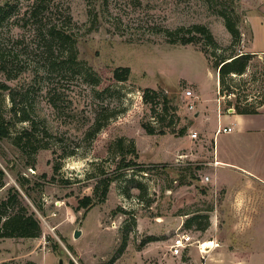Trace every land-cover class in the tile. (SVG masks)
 Masks as SVG:
<instances>
[{
    "label": "rangeland",
    "instance_id": "374dc122",
    "mask_svg": "<svg viewBox=\"0 0 264 264\" xmlns=\"http://www.w3.org/2000/svg\"><path fill=\"white\" fill-rule=\"evenodd\" d=\"M42 1L49 8L32 17L34 0H0V6H15L0 23V58L8 68V76L0 74V122L9 131V138L0 139V199L8 188L17 189L41 229L34 239L0 240V264H264V211L240 232L252 251L219 249L221 239L236 233L224 228L228 216L219 212L225 189L202 182L208 167L183 168L185 154L199 164L210 161L207 125L199 126L208 121L194 116L196 106L217 107V56L264 49V0ZM221 14L236 24L238 44ZM43 23L62 25L72 34L76 64L71 68L65 49L47 47ZM193 25L209 30L219 45L214 56L203 39L171 45L156 32ZM117 67L129 68L127 81L113 79ZM231 85L236 88L220 101L221 114L229 103H254L264 95V69L254 61ZM144 89L168 97L167 113L162 115L160 97L157 105L144 102ZM187 89L196 98L185 100ZM11 93L34 119V135L44 147L34 154L12 144L29 124L12 118ZM189 102L194 111L187 109ZM143 125L155 133H146ZM192 132L197 139L186 144ZM127 162L136 166L123 167ZM105 178H113L105 199L80 209L85 196L97 201L93 188ZM217 207L218 214H212ZM196 214L208 216L204 231L183 226ZM212 215L217 230L210 228ZM76 229L81 234L74 239ZM181 234L191 237V245L172 256V240ZM206 242L214 246L200 253L198 246Z\"/></svg>",
    "mask_w": 264,
    "mask_h": 264
},
{
    "label": "trees",
    "instance_id": "16d2710c",
    "mask_svg": "<svg viewBox=\"0 0 264 264\" xmlns=\"http://www.w3.org/2000/svg\"><path fill=\"white\" fill-rule=\"evenodd\" d=\"M88 1V0H87ZM103 1V0H102ZM90 3V2H88ZM104 3V2H103ZM105 5V4H104ZM14 4H10L9 2H5L3 6H0V23L6 19L7 15L13 11ZM49 8V4L47 2H38V0H34V3L31 8V16L36 17V15L40 12H45V10ZM224 21V25L228 33L230 34V38L232 43L238 44L240 39V33L236 24L232 22L227 16L224 14L220 15ZM69 22V18H67ZM43 29V36L47 39L48 48L51 50V45L56 44L57 49L66 50L68 63L71 65L76 64V50H75V40L72 37V34L65 30L62 25L51 24L50 26L45 25V23L41 26V31ZM157 33H163L167 42L171 45L180 44V45H188V44H196L197 40L203 39L205 42V46L210 48V52L215 55V51L219 49V45L214 40L213 36L209 32V30L202 25H193L189 28L179 27L174 30H169L166 28L158 27L156 29ZM186 35V36H185ZM198 35V36H197ZM47 37V38H46ZM51 42V43H50ZM203 55H206V51L202 50ZM206 57V56H205ZM252 58L250 54H238L235 53L229 57L220 56L215 58L213 62V67L217 74V82L220 88V93L228 92V89H234L232 82L235 77H240L245 74V70L249 65V62ZM8 68L6 64L3 62L2 58H0V74L7 75ZM86 75V72H84ZM130 74V70L128 67H117L112 71V77L116 82H125L128 80ZM89 77V75H87ZM96 83V80H95ZM227 84L228 88L225 87ZM1 89L8 90L7 87L2 86ZM228 95H235L233 92ZM16 95L11 93V102L12 107L10 109L12 113V118H15V121L18 123H28L29 128L24 129L20 132L18 136H16L12 140V144L19 148L21 151H24L28 155L34 154L38 152L39 149L44 148L40 146L38 140L35 137V123L34 119L31 118L30 113L25 111L23 106L20 103H16ZM160 95L150 89H144L142 91V98L144 102L151 103L157 105L158 102H155V99H158ZM160 103L163 105V113H167L170 109L169 107V99L165 94H162L160 97ZM264 95L260 97L258 101L254 103H240V104H230L234 109L235 114H256L257 109L263 104ZM20 105V106H18ZM152 112L155 114V108L152 109ZM159 115V114H158ZM161 122L164 120L163 116H159ZM12 123L10 122V125ZM98 127V126H97ZM142 128L148 134H154L155 130L148 125H143ZM186 127H183L177 133L179 136L184 135ZM45 133V132H44ZM159 134H164V131H159ZM46 134V133H45ZM9 138V131L5 124L0 122V139ZM24 141V142H23ZM135 163H125L123 167H134ZM125 168V169H126ZM139 171H144L142 168ZM3 172L0 170V186H3ZM113 181V178H105L99 180L98 183L93 188V197L97 199L94 201L93 198L89 196H85L78 201V207L80 209H84L85 211L92 207L95 203H100L105 199L108 187L110 183ZM19 187L23 189L24 183L19 181ZM203 220V222H202ZM193 225H195V229L199 231H204L208 226V216H200L194 215L189 218L184 223V228L189 229ZM41 234L40 224L38 219L35 217L34 213L29 211L28 208L22 203L19 191L14 187H10L7 189L6 195L0 199V240L3 239H34L39 237ZM33 264V263H28ZM70 264H72L70 262Z\"/></svg>",
    "mask_w": 264,
    "mask_h": 264
},
{
    "label": "crops",
    "instance_id": "0c3cea01",
    "mask_svg": "<svg viewBox=\"0 0 264 264\" xmlns=\"http://www.w3.org/2000/svg\"><path fill=\"white\" fill-rule=\"evenodd\" d=\"M237 53L252 55L247 69L254 61L264 69V49H241ZM217 84L216 77L215 88ZM203 103L196 106L194 116L197 114V118L202 116L208 121L199 126L204 128L207 125L204 130L212 146L210 161L214 149V156L219 162L216 168L208 167L210 183L216 188L220 186L225 189L219 212L228 216L224 228L236 230L231 239H221L219 249L224 248L231 254H243L252 250L240 239V232L256 223L264 211L261 201L264 196V102L256 114H221L217 107L209 109ZM228 127L231 128L230 132L215 134L218 128ZM185 141L188 144L191 140L187 137ZM214 212L212 214L218 212V207ZM210 224L212 229L219 228L217 215L210 217Z\"/></svg>",
    "mask_w": 264,
    "mask_h": 264
},
{
    "label": "built area",
    "instance_id": "2783aa9c",
    "mask_svg": "<svg viewBox=\"0 0 264 264\" xmlns=\"http://www.w3.org/2000/svg\"><path fill=\"white\" fill-rule=\"evenodd\" d=\"M217 77V74H216ZM216 95L217 98L215 99L216 102V106H217V110L220 111V101L223 100V98L225 97L224 93H220V88L219 85L217 84L216 86ZM183 97L185 100L187 99H191V98H196L193 97V93L191 90L187 89L184 91L183 93ZM186 107L188 110H193L194 111V103L189 102L186 104ZM226 114L229 113H234V109L233 107H227L226 109ZM231 128H218L215 132V134H219V133H227L230 132ZM189 138L190 140H196L197 139V134L195 132H192L191 134H189ZM206 166V167H211V168H216L219 166V162L216 161V158L214 156V149H213V159L212 161L209 162H205V163H196L194 161L188 160V154L183 155V168H188V167H199V166ZM199 171V170H197ZM202 182L204 183H209L211 181V178L209 175H205L202 177ZM191 237L186 235V234H181L179 236H177L174 240H172V244L170 245L169 251L170 254L172 256H178L180 255V253L182 252V250H184L185 248H187L188 246L191 245ZM199 248V246H198ZM200 251V250H199Z\"/></svg>",
    "mask_w": 264,
    "mask_h": 264
},
{
    "label": "bare ground",
    "instance_id": "6f19581e",
    "mask_svg": "<svg viewBox=\"0 0 264 264\" xmlns=\"http://www.w3.org/2000/svg\"><path fill=\"white\" fill-rule=\"evenodd\" d=\"M209 246H214V243H209V242H206V243H203L202 245H199V252L200 253H206V251L209 249H207L206 247H209ZM217 246V245H216ZM206 248V249H204ZM215 248V247H214ZM211 249V248H210Z\"/></svg>",
    "mask_w": 264,
    "mask_h": 264
},
{
    "label": "water",
    "instance_id": "95a60500",
    "mask_svg": "<svg viewBox=\"0 0 264 264\" xmlns=\"http://www.w3.org/2000/svg\"><path fill=\"white\" fill-rule=\"evenodd\" d=\"M196 116H197V114H196ZM80 234H81V230H79V229L74 230L73 238L74 239L78 238L80 236Z\"/></svg>",
    "mask_w": 264,
    "mask_h": 264
}]
</instances>
